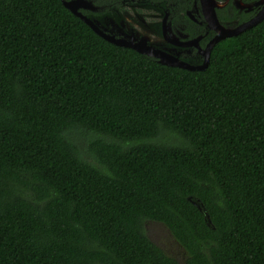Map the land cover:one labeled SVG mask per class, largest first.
I'll use <instances>...</instances> for the list:
<instances>
[{"label": "trees", "instance_id": "1", "mask_svg": "<svg viewBox=\"0 0 264 264\" xmlns=\"http://www.w3.org/2000/svg\"><path fill=\"white\" fill-rule=\"evenodd\" d=\"M194 1L86 14L187 19ZM217 14L255 16L234 0ZM149 221L185 264H264V18L190 70L106 40L62 0H0V264H181Z\"/></svg>", "mask_w": 264, "mask_h": 264}, {"label": "flooded vegetation", "instance_id": "2", "mask_svg": "<svg viewBox=\"0 0 264 264\" xmlns=\"http://www.w3.org/2000/svg\"><path fill=\"white\" fill-rule=\"evenodd\" d=\"M91 1L93 2V0ZM257 1L259 0H255L251 4L254 5ZM93 4L95 8L82 7L81 11L84 14L86 12H99L100 7L94 2ZM261 8L262 5L259 4L254 5L251 9L242 8V10L254 11L256 15ZM178 9L180 10V7ZM178 9L174 13L164 9L163 14L150 11L142 14L129 9L121 14L119 20L109 16H103L102 19L95 17L94 19L99 20L101 26L117 38H124L126 33H137L141 37L144 35L139 33L141 30L140 25H142L149 33L147 35L149 38L148 44L183 61L200 64L205 57L204 50L216 32L208 26L199 0H195L193 7L186 10V15L192 23L187 20L188 18H185L182 12L177 13ZM133 17L138 19L139 23L134 22ZM165 18L166 20H164ZM137 42L136 38L134 43Z\"/></svg>", "mask_w": 264, "mask_h": 264}, {"label": "water", "instance_id": "3", "mask_svg": "<svg viewBox=\"0 0 264 264\" xmlns=\"http://www.w3.org/2000/svg\"><path fill=\"white\" fill-rule=\"evenodd\" d=\"M62 1L67 8H69L74 14L82 18L88 25H90L94 29L95 32H97L106 40L120 46L131 47L142 54L158 59L160 63L171 66H178L190 70H202L206 68L209 63L211 50L217 42L221 41L224 38L239 34L240 32L254 26L264 18V0H259L254 3V5L261 4L262 8L254 17L235 26H226L221 23L217 14V9L225 6L229 2V0H199L208 26L214 29L216 34L204 50L205 57L203 59V62L200 64H192L190 62L178 59L176 56H171L164 51L154 48L152 45L148 44L149 38L147 37V35H142L141 37H139L137 33H126V36L124 38L115 37L113 34L109 33L106 28L101 26L99 20L92 19L87 14H84L81 11L82 7L95 8L91 0ZM234 4L240 9H251L254 6L251 3H245L243 0H234ZM164 20H166V18ZM136 38L138 42L134 43V40Z\"/></svg>", "mask_w": 264, "mask_h": 264}, {"label": "rangeland", "instance_id": "4", "mask_svg": "<svg viewBox=\"0 0 264 264\" xmlns=\"http://www.w3.org/2000/svg\"><path fill=\"white\" fill-rule=\"evenodd\" d=\"M134 22L139 20L133 17ZM140 34L149 35L146 29L140 25ZM146 231L149 237L159 246H161L167 253L176 257L181 264H184L186 253L184 248L176 241L170 230L159 222L149 221L146 223Z\"/></svg>", "mask_w": 264, "mask_h": 264}]
</instances>
